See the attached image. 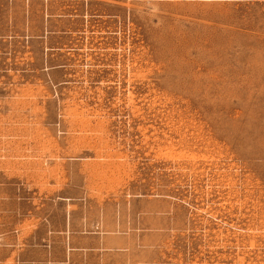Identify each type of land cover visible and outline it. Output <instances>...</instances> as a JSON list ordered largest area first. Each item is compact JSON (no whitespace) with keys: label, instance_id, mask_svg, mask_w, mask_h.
Wrapping results in <instances>:
<instances>
[{"label":"rangeland","instance_id":"1","mask_svg":"<svg viewBox=\"0 0 264 264\" xmlns=\"http://www.w3.org/2000/svg\"><path fill=\"white\" fill-rule=\"evenodd\" d=\"M68 212L264 264V0H0V264Z\"/></svg>","mask_w":264,"mask_h":264},{"label":"crops","instance_id":"2","mask_svg":"<svg viewBox=\"0 0 264 264\" xmlns=\"http://www.w3.org/2000/svg\"><path fill=\"white\" fill-rule=\"evenodd\" d=\"M34 225L30 235L41 237L39 246L46 254L25 253L22 264H137L154 229L135 218L75 217L71 212L63 219L41 218Z\"/></svg>","mask_w":264,"mask_h":264}]
</instances>
